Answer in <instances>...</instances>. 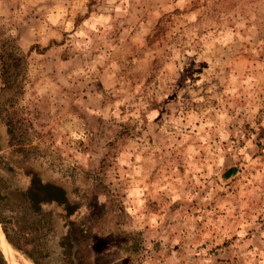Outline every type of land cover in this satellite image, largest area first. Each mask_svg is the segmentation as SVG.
I'll return each instance as SVG.
<instances>
[{
    "label": "rangeland",
    "instance_id": "374dc122",
    "mask_svg": "<svg viewBox=\"0 0 264 264\" xmlns=\"http://www.w3.org/2000/svg\"><path fill=\"white\" fill-rule=\"evenodd\" d=\"M3 43L0 141L101 211L108 264H264V0H0Z\"/></svg>",
    "mask_w": 264,
    "mask_h": 264
},
{
    "label": "flooded vegetation",
    "instance_id": "af4514ba",
    "mask_svg": "<svg viewBox=\"0 0 264 264\" xmlns=\"http://www.w3.org/2000/svg\"><path fill=\"white\" fill-rule=\"evenodd\" d=\"M0 143V168L6 173L0 185L10 197L4 199L3 206L6 208H3L2 214L7 222L6 231L14 241L11 245L26 255L33 264H54L55 258L58 259L57 264H108V252L102 244L105 238L103 225H97L104 220L101 211L95 212L92 209L95 206L88 207L89 204L73 200L65 186L44 177L31 167L17 164L22 168L20 173L28 184H16L21 175L16 170L18 166L14 167V160L6 153L1 141ZM59 192L62 193L64 203L56 200L60 197ZM95 201L98 200L95 198L89 202L92 204ZM54 207L64 208V221H59L61 216L56 214ZM6 211H11L14 215L7 217ZM20 214L22 219L29 222L26 224H30V231L24 236L29 238L30 233L35 234L34 238L40 239L41 247H46L45 253L39 252L37 248L27 247L34 242V238L29 240L21 237V230L16 225ZM2 228L5 231L3 225ZM21 238L27 239L26 243L29 244H22ZM0 253L4 261L0 264H9L1 248ZM61 254L65 263L61 260Z\"/></svg>",
    "mask_w": 264,
    "mask_h": 264
},
{
    "label": "trees",
    "instance_id": "16d2710c",
    "mask_svg": "<svg viewBox=\"0 0 264 264\" xmlns=\"http://www.w3.org/2000/svg\"><path fill=\"white\" fill-rule=\"evenodd\" d=\"M2 48H1L2 54L0 55V76L2 78L0 96H2V98H5L7 101H12L13 96L9 97L10 96L9 94L14 92L15 89L18 88L17 83L20 80V78L24 75L26 71L27 63H26L25 56L18 53L17 50H14V49L9 50L7 47L4 46V43H3ZM20 93H22V91ZM0 104H1L0 105V116H2V118H5V121H6L5 124H7L8 126L6 133L10 137V143L11 142L14 143L15 140H17V138L20 137L19 134L21 136H24L26 132L28 133V128H25V125H22V123L18 124L20 123V121L19 120L14 121L11 118L12 116L9 117L11 119L8 118L9 110L6 109L5 107H13L14 106L13 103L10 104V106H7L6 102L5 103L1 102ZM1 161H2V157L0 156V163ZM234 172L235 170H231L229 171L228 174L232 175ZM5 174L6 173L4 172V170L0 168V182L2 181V179H4ZM31 194H33L32 190H31ZM59 195L60 197H58L56 200L61 203H64L65 201L62 197V193L59 192ZM28 198L30 199V197ZM4 199H10V197L8 193H5V191H3L2 186L0 185V223L5 228V233L7 235L9 242L11 244H14L13 238L11 237V235L7 233L8 230L6 231L7 222L2 214L3 208H6L3 206ZM3 262H4L3 257H2V254L0 253V263H3Z\"/></svg>",
    "mask_w": 264,
    "mask_h": 264
},
{
    "label": "bare ground",
    "instance_id": "6f19581e",
    "mask_svg": "<svg viewBox=\"0 0 264 264\" xmlns=\"http://www.w3.org/2000/svg\"><path fill=\"white\" fill-rule=\"evenodd\" d=\"M0 236H1V240H0V248L2 250V252L5 254V257L9 260L12 261L14 259H16L14 257V253L12 252L10 245L6 242L4 235L1 231V226H0ZM16 253V252H15Z\"/></svg>",
    "mask_w": 264,
    "mask_h": 264
},
{
    "label": "water",
    "instance_id": "95a60500",
    "mask_svg": "<svg viewBox=\"0 0 264 264\" xmlns=\"http://www.w3.org/2000/svg\"><path fill=\"white\" fill-rule=\"evenodd\" d=\"M0 226H1V225H0ZM1 231H2V233H3V235H4V238H5L6 242L10 245V248H11L12 252L14 253L13 248H12V245H11V243L9 242V240H8V238H7V235H6L5 231L3 230L2 226H1ZM0 240H1V236H0Z\"/></svg>",
    "mask_w": 264,
    "mask_h": 264
}]
</instances>
